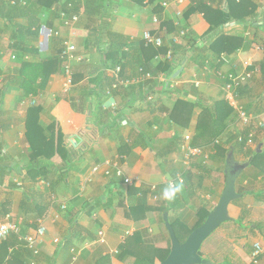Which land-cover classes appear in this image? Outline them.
I'll list each match as a JSON object with an SVG mask.
<instances>
[{
    "label": "crops",
    "instance_id": "obj_1",
    "mask_svg": "<svg viewBox=\"0 0 264 264\" xmlns=\"http://www.w3.org/2000/svg\"><path fill=\"white\" fill-rule=\"evenodd\" d=\"M68 1L75 5L74 0H57L51 8L15 16V22L19 27L39 26L37 37L22 40L29 51L24 58L29 60L61 58L64 40L72 39L79 61L73 65L74 85L69 92L64 91L63 63L37 95H26L12 82L20 79V44L11 40L15 28L7 30L0 20V90L10 86L0 95V223L10 221L21 231L20 236L11 235L0 243V264H136L138 255L151 257L155 249L171 248L165 214L177 234L186 238L197 223L198 211L212 212L218 205L227 182L226 150L241 131V135L247 131L236 114L237 119L230 121L221 136L220 148L199 142L196 147L203 149V156L189 165L181 149L184 137L191 134L194 142L202 106L223 100L224 77L245 72L247 62L252 64L253 78L238 91L237 101L256 118L251 129L255 138L252 146H239L235 157L247 162L260 145L264 153V129L256 124L264 119V0H247L252 6L246 9L253 14L220 30H212L202 12L189 21L183 19L193 0L182 4L178 0H86L79 22L70 29L58 15L61 10L68 16L78 12L79 6L72 14L65 9ZM88 2L107 4L87 6ZM178 22L189 25L199 44L184 49L183 61L168 75L158 71L164 56L154 55L144 35L151 33L167 42L175 34L170 35L164 24L179 28ZM110 33L123 40L111 41ZM222 34L241 38L244 46L219 58L209 50L203 62V49ZM110 43L119 49L126 45L119 65L122 77L135 81L112 95L107 89L118 64L104 55ZM196 80L199 88L194 85ZM32 98L37 100L34 107L41 109L39 121L46 137L53 148H60L48 161L42 159L41 169L32 168L26 142ZM95 167L99 171L92 173ZM180 173L186 180L182 191L172 201L162 199L163 189ZM255 173L250 171L241 186L253 182L249 190L254 195L243 196L230 207L233 226L218 229L209 246L208 253L217 257L214 264H251L255 243L264 246L260 229L264 203L257 195L264 178L255 181ZM126 179L133 184H126ZM243 209L248 210L242 228L236 221ZM250 220L255 231L248 228L246 221ZM41 227L45 233L38 236ZM28 237L38 238V254L28 250L24 241Z\"/></svg>",
    "mask_w": 264,
    "mask_h": 264
},
{
    "label": "trees",
    "instance_id": "obj_2",
    "mask_svg": "<svg viewBox=\"0 0 264 264\" xmlns=\"http://www.w3.org/2000/svg\"><path fill=\"white\" fill-rule=\"evenodd\" d=\"M20 1L27 2L26 5H22ZM106 1V0H103ZM110 1V0H107ZM105 3V2H104ZM105 6V4H97L94 2H88L87 6ZM57 5V0H17L16 5H12L9 0H0V20H2L7 27V30L11 28H15L16 35L12 37V41L14 44L19 43L17 45L18 52L20 55L18 56V66H19V82H15L20 89H22L26 95H37L40 91L46 88V85L50 79V76L54 73L60 71L62 67V58L54 57L39 61L29 60L25 57V54L29 53L28 45L25 47L22 40H26L27 38H33L34 36L37 37V33L39 30L38 25H29V26H18L15 22V16H27L35 10H39V8H51ZM65 9L70 11V14L76 12V5L72 1H68L65 3ZM72 6V7H69ZM160 6V5H157ZM216 6V7H214ZM246 6H252L249 1L247 0H219L218 2L213 0H193L190 7L183 15V19L185 21H189V19L196 13L202 12L204 13L207 21L212 27V30H220L226 24H231L234 22H244L248 16H251L253 13L246 9ZM64 10V9H63ZM64 11H59L58 15ZM96 13H99L97 11ZM184 22V21H183ZM169 29V34L178 35L181 30H188V36L181 41L180 44L176 46H172L174 50V55L171 60H162L159 63L158 71L168 73V75H172L176 68L181 64L184 59V56L181 55V52L185 49L187 50L188 47H194L199 44L195 40L191 30H189V25L180 22V27L176 28L174 24H164ZM35 28V30H34ZM0 34L2 32L0 31ZM174 35V36H175ZM110 40H123V38L119 37L117 34L110 33L109 34ZM18 39L19 41H17ZM184 42H186L184 44ZM244 46V40L236 36H226L224 34L220 35L214 43L211 44L210 48L203 49V57L201 60L205 62L208 60V56L205 54L208 51H212L217 58H219L222 54H232ZM25 47V48H24ZM153 48L154 55L161 54L164 57L166 56L170 46L165 41V44L161 48ZM125 49L126 45L124 44L121 49H119L118 45L115 46L113 43H110L107 47L104 48V55L106 56L107 60H113L114 63L117 65L121 64V61L124 59L125 56ZM1 51V49H0ZM186 55V54H185ZM12 79L8 78L6 81H11ZM114 82V80H113ZM111 82V85L112 83ZM110 85V86H111ZM109 86V87H110ZM245 86V85H244ZM242 86L239 88L241 90L244 88ZM9 84L3 86L2 90H0V95L4 96L6 93L5 90L8 89ZM0 97V98H1ZM183 104V103H182ZM191 109H194V106L190 105ZM202 112L198 121L197 125V136L192 143L193 146H197L199 142H202L205 145H212L215 148H220L221 144L216 143L217 139L221 137L229 127L230 121H234L236 117V111L232 107V105L227 102L225 99L216 101L209 105L202 106ZM262 109V108H261ZM40 113L41 109L38 107H31L28 111L27 117V132H26V142L28 143L31 151H30V158L33 161V169H41L43 167L44 161L42 159H46L48 161L51 159L57 152L60 151V148H53L54 145L49 139L46 137V133L43 128L40 126ZM247 132L243 133V137L247 139L248 134L250 133L248 129ZM242 149L245 148V144H240L236 141L235 144H231L229 148L226 150L227 152L230 149H234L237 151L238 147ZM51 152L50 154H48ZM250 158L247 159V162L251 160L250 167L242 174V176L237 181V192L239 194H243L245 197L249 195H254L249 189L253 186V182L248 181L247 185H243L245 182V178H247V174L252 169L254 170L255 176L254 180H258L259 177L264 178V153H256L255 150L249 154ZM261 163L262 166H261ZM258 200L264 203V185L261 190L258 191ZM243 200V199H241ZM241 200H238L234 203L237 205ZM248 209H243L242 216L236 221L238 225L244 227V221L247 214ZM168 211V210H166ZM211 214V211L202 208L197 213V223L196 225L189 230L186 238H181L174 227V231L176 236L180 242H185L189 235L202 226L208 216ZM258 229V227H257ZM251 230L255 231L252 228ZM15 236V235H12ZM11 237V236H10ZM9 237V238H10ZM17 237V236H16ZM7 241V240H6ZM4 241V242H6ZM3 241L1 243H4ZM28 249V248H27ZM29 250V249H28ZM143 250V249H142ZM16 253V250H14ZM171 252V248L165 251L155 249L151 254V257L143 256V254L137 256L136 264H157L156 260L162 263L166 258L169 256ZM14 254L12 253L11 257ZM157 256V258H156ZM224 264H233L232 262H226ZM235 264V263H234Z\"/></svg>",
    "mask_w": 264,
    "mask_h": 264
},
{
    "label": "built area",
    "instance_id": "obj_3",
    "mask_svg": "<svg viewBox=\"0 0 264 264\" xmlns=\"http://www.w3.org/2000/svg\"><path fill=\"white\" fill-rule=\"evenodd\" d=\"M85 1L86 0H74L75 5L79 7H78V12L73 14L72 16H68L67 12L60 13V17L63 20V24L65 25V27L72 29L79 22L80 14H82V12H84V9H85ZM9 2L12 5L17 4V0H9ZM20 2L22 5H26L25 1H20ZM177 2L178 4H182L184 3V0H178ZM69 7H72V6H69ZM164 7H168V3H165ZM181 15L182 13H179V16ZM154 22L159 23V18L154 17ZM177 26L178 27L180 26L179 22L177 23ZM188 33H189L188 30H181L180 33H178V35L171 37V39L167 41L170 48L166 56L163 57L165 60L169 61L172 59L174 55V50L172 49V46H176L180 44L181 41L188 36ZM56 35H59V33H57ZM144 40L147 46H155L156 48H161L165 44V41L162 38L155 36L151 33L145 34ZM12 58L15 59V56H13ZM61 58H62L63 69L65 73V78H66V82L64 85V91L69 92L74 85L73 65L76 61H79V58L77 56V48L75 44L72 42L71 38H67L66 40H64ZM245 67L248 69L243 73L229 74L224 77L226 80V84L223 90H224V99L227 102H229L232 105V107L235 109L239 123L245 129L250 130L249 131L250 133L248 134L247 139H245L243 135L237 138L238 143L245 144V147H250L254 144L255 134L251 129L255 125L256 118L253 115H251L246 109L240 106L237 101V94H238L239 88L244 86L246 83H248L253 78V71L251 69L252 64L247 62L245 63ZM112 74L114 77V82L107 89L108 95H112V93L115 90H118L123 87H127L131 85L133 82H135V81H131L128 79H124L122 77V67L120 65H118L113 70ZM194 85L196 88H199L200 82L196 80L194 82ZM29 104L32 107L36 106L37 100L32 98L31 100H29ZM263 116H264V111H263ZM256 124L259 129H264V119L258 120ZM217 143H219V141H217ZM181 149H182V152H184L185 154V165H189V163L193 159L203 156V153H204L203 149L192 145V135L191 134H188L184 137V142L182 144ZM115 167H116L117 174L121 176L123 172L121 171L119 167H117V165ZM98 171H99V168L95 167L92 170V173H97ZM107 174L109 175L110 172H107ZM176 181H181L183 185L186 184L185 177L182 173L178 174L176 178L172 180L171 182H176ZM125 183L128 185H132L133 181L130 179H126ZM151 189L156 190L155 187H151ZM44 233H45V229L41 227L38 230V236H42ZM20 234H21L20 228L16 224L10 221L0 223V243L8 239L11 235L20 236ZM24 241L27 242L28 244L27 247L29 248V250L33 252V254L35 255L38 254V250L36 247L38 238L36 239V237H28V238H25ZM56 242L58 243L59 241H56ZM102 242L104 241L102 240ZM263 257H264V246L262 245V243L257 242L254 245V250L252 253V257H251V264H260Z\"/></svg>",
    "mask_w": 264,
    "mask_h": 264
},
{
    "label": "water",
    "instance_id": "obj_4",
    "mask_svg": "<svg viewBox=\"0 0 264 264\" xmlns=\"http://www.w3.org/2000/svg\"><path fill=\"white\" fill-rule=\"evenodd\" d=\"M261 147V145L258 147L256 153H260ZM250 165L251 160L244 163L239 162L235 157L234 149L229 150L225 169L227 182L222 197L204 224L194 230L185 242L178 240L169 221V215L165 214L164 220L171 238V252L166 260L160 264H212L204 258L202 247L223 224L233 220L230 207L244 196L237 192V181Z\"/></svg>",
    "mask_w": 264,
    "mask_h": 264
},
{
    "label": "rangeland",
    "instance_id": "obj_5",
    "mask_svg": "<svg viewBox=\"0 0 264 264\" xmlns=\"http://www.w3.org/2000/svg\"><path fill=\"white\" fill-rule=\"evenodd\" d=\"M236 118V117H235ZM237 119V118H236ZM239 130H240V126H239ZM241 131V130H240ZM242 132V131H241ZM239 133L238 134V137L239 136H241V134L242 133ZM234 137V136H233ZM220 140H221V137H219L218 139H217V141H219V143H220ZM231 140L234 142V138H231ZM217 141H216V143H217ZM238 141V140H237ZM250 171H252V169L250 170ZM249 171V172H250ZM235 203V202H234ZM233 203V204H234ZM232 204V205H233ZM231 205V206H232ZM258 211V210H257ZM256 216V215H255ZM252 220H256V219H254V218H252ZM252 220H250V221H246V223L248 224V228H251V226H252V224L254 223ZM231 226H233V221H229V222H227V223H225V224H223L222 226H221V228H219V230H222V229H226L227 227L229 228V227H231ZM244 227H246V224H244L243 225ZM243 228V227H242ZM260 229L262 230V233L264 234V225H261V227H260ZM219 230H217L205 243H204V245H203V247H202V253H203V255H204V258H206L207 260H209L212 264H214L215 263V261L217 260V257L216 256H214V255H210L209 253H208V250H209V246H210V244L212 243V241L214 240V238H215V236L217 235V233L219 232ZM243 230V229H242Z\"/></svg>",
    "mask_w": 264,
    "mask_h": 264
},
{
    "label": "clouds",
    "instance_id": "obj_6",
    "mask_svg": "<svg viewBox=\"0 0 264 264\" xmlns=\"http://www.w3.org/2000/svg\"><path fill=\"white\" fill-rule=\"evenodd\" d=\"M183 189L181 181L169 182L168 185L163 189L161 197L166 201H172L176 198L177 194Z\"/></svg>",
    "mask_w": 264,
    "mask_h": 264
}]
</instances>
